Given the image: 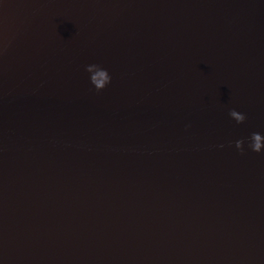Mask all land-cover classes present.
Wrapping results in <instances>:
<instances>
[{
  "label": "water",
  "instance_id": "95a60500",
  "mask_svg": "<svg viewBox=\"0 0 264 264\" xmlns=\"http://www.w3.org/2000/svg\"><path fill=\"white\" fill-rule=\"evenodd\" d=\"M0 264H264V0H0Z\"/></svg>",
  "mask_w": 264,
  "mask_h": 264
},
{
  "label": "clouds",
  "instance_id": "9594fccd",
  "mask_svg": "<svg viewBox=\"0 0 264 264\" xmlns=\"http://www.w3.org/2000/svg\"><path fill=\"white\" fill-rule=\"evenodd\" d=\"M101 75H104V73H101ZM92 82L96 84L97 91L103 87V85L96 80L95 77L92 78ZM231 115L237 119L238 122H244L246 117L244 115H239L236 111H232ZM251 139L254 141V143L251 145V149L254 152L259 153L260 152V140H261V135L259 133H252L251 134ZM244 141L243 140H238L236 141V147L237 149H240L241 152L243 151L242 145Z\"/></svg>",
  "mask_w": 264,
  "mask_h": 264
}]
</instances>
